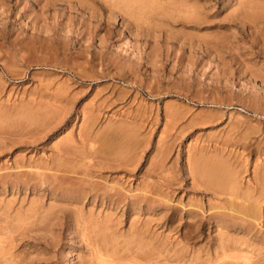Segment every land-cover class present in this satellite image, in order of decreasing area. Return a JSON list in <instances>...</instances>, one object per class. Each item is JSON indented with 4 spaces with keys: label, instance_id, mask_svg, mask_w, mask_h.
Wrapping results in <instances>:
<instances>
[{
    "label": "rangeland",
    "instance_id": "1",
    "mask_svg": "<svg viewBox=\"0 0 264 264\" xmlns=\"http://www.w3.org/2000/svg\"><path fill=\"white\" fill-rule=\"evenodd\" d=\"M0 235V264H264V0H0Z\"/></svg>",
    "mask_w": 264,
    "mask_h": 264
},
{
    "label": "bare ground",
    "instance_id": "2",
    "mask_svg": "<svg viewBox=\"0 0 264 264\" xmlns=\"http://www.w3.org/2000/svg\"><path fill=\"white\" fill-rule=\"evenodd\" d=\"M146 2H147V1H146ZM256 2H257V1H256ZM147 4H148V3H147ZM141 6H142V5H141ZM158 9H159V8H158ZM160 9H161V8H160ZM140 10H141V9H140ZM84 129H85V128H84ZM69 149H70V146L68 147L67 144H66V145L64 146V148H63V150H64L63 152H65L64 154L67 153L66 155H68V152H70ZM70 150H72V149H70ZM69 154H70V153H69ZM59 158H60V157H59ZM62 158H63V157H62ZM63 159H64V158H63ZM65 159H66V158H65ZM65 159H64V160H65ZM64 160H63V161H64ZM67 160H68V159H67ZM66 162H67V161H66ZM66 162H65V163H66ZM70 162H71V161H70ZM62 163H63V162H62ZM65 163H63V164H65ZM57 164H60V163H57ZM54 165H55V164H54ZM70 165H71V164H70ZM59 166H60V165H59ZM59 166H58V167H59ZM60 168H61V166H60ZM52 169H53V168H52ZM52 169H51V170H52ZM71 170H72V169H71ZM66 171H67V170H66ZM19 172H20V171H19ZM59 172H60V171H59ZM51 176H52V175H51ZM39 177H40V176H39ZM64 177H65V176H64ZM224 177H225V176H224ZM226 177H227V176H226ZM55 178H56V176H55ZM57 178H58V177H57ZM80 179H81V178H80ZM220 179H221V178H220ZM224 179H225V178H224ZM220 181H221V180H220ZM224 181H225V180H224ZM228 181H229V182H226V181H225V182H226V183H225V184H226V187L228 188V189H227V192H228V193L226 192V193L228 194V196H230V195H229V193H230L231 196L234 195L233 197H234L235 199H237V200H240V199H242V198H243V199H248V200H247V203H245V204H244L242 201H240V202L237 201V202H238V203H237L235 200L233 201L232 199L227 200V201H226L227 203H225V204H226V207H225L224 209H226V211L230 212L231 214H234V215H231L232 217H234V216H236V215H240L241 217H244V219H245V218H246V219L249 218V219H251L252 221L256 220L257 216H259V218H260V215H259V214H260V208H259V205H258L259 203H258L257 200L254 199L253 196H251L252 192H251L250 190H246V191H242V193L239 194V193H237V192H241V188H240V186H238V182H237L236 178H235L234 176H229V177H228ZM66 183H67V182H66ZM223 183H224V182H223ZM55 184H56V183H55ZM58 185H59V183H58ZM223 185H224V184H223ZM221 186H222V185H221ZM221 188H222V187H221ZM221 188H219V189H221ZM57 189H58V188H57ZM82 189H84V188H82ZM223 189H224V187H223ZM221 190H222V189H221ZM53 191H54V190H53ZM76 191H77V190H76ZM76 191H75V192H76ZM80 191H81V190H80ZM78 192H79V189H78L77 193H78ZM80 193H81L80 195H82L83 192H80ZM220 193H222V192L220 191ZM226 193H225V194H226ZM84 195H85V194H84ZM86 195H87V194H86ZM230 198H231V197H230ZM253 199H254V200H253ZM149 200H150V199H149ZM11 203H12V202H11ZM214 208H215V207H214ZM37 209H38V208H37ZM18 210H19V209H18ZM19 211H20V210H19ZM220 211H224V210H222V208H221ZM20 212H21V211H20ZM12 213H13V212H12ZM222 213H223V212H222ZM6 214H7V213H6ZM34 214H35V213H34ZM219 214H221V212H220ZM224 214L226 215V212H225ZM235 214H236V215H235ZM17 215H18V214H17ZM225 215H224V216H225ZM20 216H21V215H20ZM222 216H223V214H222ZM229 216H230V215H229ZM229 216H228V214L226 215V217H228V218H232V217H229ZM220 217H221V216H219L218 218H220ZM236 217H237V216H236ZM241 217L235 218V221H236V219L238 220V219L241 218ZM9 218H10V217H9ZM20 218H21V217H19V219H20ZM223 218H224V217H223ZM259 218H258V219H259ZM233 219H234V218H232V220H233ZM241 219H242V218H241ZM258 219H257V220H258ZM25 220H26V219H25ZM25 220H24V222H25ZM257 220H256V221H257ZM21 221H22V220H21ZM222 221H223V220H222ZM228 221H229V219H228ZM233 221H234V220H233ZM235 221H234V223H235ZM17 222H19L18 219H17ZM245 222H246V221H245ZM254 222H255V221H254ZM20 223H21V222H20ZM225 223H226V222H225ZM228 223H229V222H228ZM234 223H232L231 225H234ZM240 223H242V222H240ZM220 224H221V220L218 219L216 225L220 227ZM246 224H247V223H246ZM223 225H224V224H223ZM228 225H229V224H228ZM231 225H230V226H231ZM243 226H244V225H243ZM219 227H218V228H219ZM231 227H232V226H231ZM231 227H230V229H231ZM235 227H236V226H235ZM235 227H234V228H235ZM218 228H217V229H218ZM222 228H223V227H220L219 230H218V231H219V235L217 236V238H218V242H217V243H218L219 248H217L216 251H217V250H220L219 252L222 251L221 254H222V255H223V254L225 255L224 252L228 251V249H229V250H233V247L236 249V244L239 243V242H238V241H239V238H238V240L236 241V237H235V238L233 237L234 239H232V237H229V238L224 239V240H225V241H224L222 237L224 236V238H225V235H224L225 233H224V232H223V233L220 232V230H221ZM225 229H226V228H225ZM225 229H224V230H225ZM245 229H246V227H245ZM224 230H223V231H224ZM227 230H229V229H227ZM227 230H226V231H227ZM231 230H233V227H232ZM0 236H1V235H0ZM3 236H4V235H3ZM226 237H227V236H226ZM246 237H247V236H246ZM230 238H231V240H230ZM244 238H245V237H244ZM15 239H16V238H15ZM228 239L231 241L230 243L234 244V246H232V244H230V246L228 247V245H227L228 243L226 242V241L229 242ZM242 239H243V238H242ZM105 240H106V239H105ZM249 240H250V239H249ZM141 241H142V240H141ZM141 241L137 242L138 244H137V246H136V247H137L136 249L139 250V251H141L142 248L145 247V246L143 247ZM222 241H223L224 243H223ZM240 241H241V240H240ZM111 242H112V241H111ZM132 242H133V241H132ZM242 242H245V239H244V241H242ZM247 242H248V241H247ZM225 243H227V244H226L227 246L224 245ZM250 243H251V242H250ZM105 244H106V243H105ZM105 244H104V245H105ZM110 244H111V243H110ZM131 244H132V243H131ZM240 244L243 245V243H241V242H240ZM240 244H238V245H240ZM140 245H141V246H140ZM146 245H147V244H146ZM154 245H155V244H154ZM238 245H237V246H238ZM245 245H246V243H245ZM247 245L250 246V244H247ZM96 246H97V245H96ZM105 246H106V245H105ZM224 246H225V248L228 247V249L225 250V249L223 248ZM245 247H246V246H245ZM260 247H261V246H260ZM96 248H97V247H96ZM111 248H112V247H111ZM237 248H238V247H237ZM240 248H242V247H240ZM97 249H98V248H97ZM99 249H100V248H99ZM153 249H154V248H153ZM235 249H234V250H235ZM244 249H245V248H244ZM112 250H113V249H112ZM224 250H225V251H224ZM237 250L242 251L243 249H241V250H240V249H237ZM116 251H117V250H116ZM145 251H146V249H145ZM214 251H215V250H214ZM216 251H215V252H216ZM235 251H236V250H235ZM239 251H237V252H239ZM98 252H99V251L96 250V254H97V255H98ZM109 252H110V251H109ZM119 252H120V251H119ZM106 253H108V250H107ZM111 253H112V252H111ZM111 253H110V255L112 256ZM134 253H135V252H134ZM216 253H218V251H217ZM228 253H229V251H228ZM231 253H232V252H231ZM102 254H103V253H102ZM201 254H202V253H201ZM248 254H249V253H248ZM104 255H106V254H104ZM107 255H108V254H107ZM113 255H114V254H113ZM139 255H140V254H139ZM142 255H143V254H142ZM153 255H154V254H153ZM182 255H183V254H182ZM224 255H223V256H224ZM226 255H229V254H226ZM226 255H225V256H226ZM3 256H4V255H3ZM251 256H252V255H251ZM98 257H99L98 260H99L101 263H104V262H105L106 259H105V260H104V259L101 260V258H103V256H101V255L99 254ZM108 257H109V256H107V258H108ZM132 257H133V256H132ZM132 257H131V258H132ZM177 257H178V256H177ZM177 257H176V259L181 258V259H179V260H183L181 256L178 257V258H177ZM231 257H232V256H231ZM239 257H240V256H239ZM133 258H134V257H133ZM166 258H168V257H166ZM223 258H224V257H223ZM226 258H227V257H226ZM228 258H230V256H228ZM108 259H109V258H108ZM137 259H138V258H137ZM148 259H149V258H148ZM158 259H159V258H158ZM163 259H164V258H163ZM176 259H175V261H179V260H176ZM232 259H233V258H232ZM245 259H246V258H245ZM247 259H248V258H247ZM251 259H252V258H251ZM155 260H156V259H155ZM184 260H185V259H184ZM103 261H104V262H103ZM138 261H139V260H138ZM168 261H169V260H168ZM246 261H247V260H246ZM157 262H158V261H157ZM172 262H173V261H172ZM179 262H180V261H179ZM179 262H178V263H179ZM98 263H99V262H98ZM118 263H119V262H118ZM175 263H176V262H175ZM180 263H181V262H180ZM182 263H184V262H182ZM108 264H110V263L108 262ZM113 264H115V263H113Z\"/></svg>",
    "mask_w": 264,
    "mask_h": 264
}]
</instances>
